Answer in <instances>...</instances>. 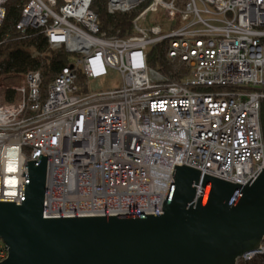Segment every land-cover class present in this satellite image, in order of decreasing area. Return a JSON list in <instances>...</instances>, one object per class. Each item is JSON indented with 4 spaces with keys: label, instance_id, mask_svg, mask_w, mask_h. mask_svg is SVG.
<instances>
[{
    "label": "built area",
    "instance_id": "2783aa9c",
    "mask_svg": "<svg viewBox=\"0 0 264 264\" xmlns=\"http://www.w3.org/2000/svg\"><path fill=\"white\" fill-rule=\"evenodd\" d=\"M10 1L0 0V26ZM23 1L16 30H40L73 59L43 98L38 71L7 74L22 88L0 83V202L20 203L25 164L40 156L47 219L162 214L176 166L239 185L264 170V0H149L125 39L101 33L92 0ZM146 1L106 6L124 13ZM159 10L160 22L144 26ZM159 44L180 77L150 68ZM111 71L120 87L89 92ZM256 260L264 264V240L236 264Z\"/></svg>",
    "mask_w": 264,
    "mask_h": 264
},
{
    "label": "water",
    "instance_id": "95a60500",
    "mask_svg": "<svg viewBox=\"0 0 264 264\" xmlns=\"http://www.w3.org/2000/svg\"><path fill=\"white\" fill-rule=\"evenodd\" d=\"M46 164H25L18 205L0 202V264H236L264 240V170L239 185L176 166L162 214L47 219Z\"/></svg>",
    "mask_w": 264,
    "mask_h": 264
},
{
    "label": "trees",
    "instance_id": "16d2710c",
    "mask_svg": "<svg viewBox=\"0 0 264 264\" xmlns=\"http://www.w3.org/2000/svg\"><path fill=\"white\" fill-rule=\"evenodd\" d=\"M61 4L62 0H57L56 8ZM23 5V0H11L6 4V15L0 26V76L2 74L13 73L25 75L28 72L38 71L42 77L40 95L43 98L48 85L63 68L69 67L73 58L70 53H65L62 49H51L42 32L38 29L28 28L23 33L16 30ZM149 5L150 1L148 0L142 7L135 9V11L114 12L112 14H109L107 11L106 0H92L90 7L96 15L97 25L101 33L104 32L106 35H116L121 39H125L130 37L133 32L132 22ZM157 15V18L152 19L146 17L143 23L144 26L158 24L162 18V13L160 12ZM147 61L152 69L162 71L170 77H180L174 71V64L166 59L163 44H159L148 50ZM79 75V80L81 81L83 75ZM260 112L259 121L264 146V98L261 102ZM248 264L262 263L260 260H256Z\"/></svg>",
    "mask_w": 264,
    "mask_h": 264
},
{
    "label": "rangeland",
    "instance_id": "374dc122",
    "mask_svg": "<svg viewBox=\"0 0 264 264\" xmlns=\"http://www.w3.org/2000/svg\"><path fill=\"white\" fill-rule=\"evenodd\" d=\"M47 2V0H43V2ZM135 11V10H134ZM158 13L160 14V10L158 11ZM158 13L154 14V13H149L148 15H146L147 17H149V19L152 18H157L158 17ZM108 76H105L104 78L98 79V80H94L93 82H91L90 84V90L89 92H93V91H104V90H111V89H116V87H120V76L119 74L115 71H111L108 73ZM0 83L2 85L8 86V87H14V86H18L20 88H22L25 84H24V80L22 76H10L7 74H2V76H0ZM20 92H16L14 95V101H19L20 99Z\"/></svg>",
    "mask_w": 264,
    "mask_h": 264
}]
</instances>
